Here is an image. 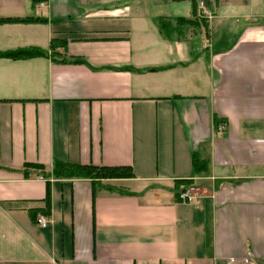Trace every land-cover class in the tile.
<instances>
[{"label":"crops","instance_id":"obj_1","mask_svg":"<svg viewBox=\"0 0 264 264\" xmlns=\"http://www.w3.org/2000/svg\"><path fill=\"white\" fill-rule=\"evenodd\" d=\"M188 2L0 0L36 20L0 22V53L45 52L0 57V264H264V0ZM55 160L133 178L49 179L41 228L46 179L23 168Z\"/></svg>","mask_w":264,"mask_h":264},{"label":"trees","instance_id":"obj_2","mask_svg":"<svg viewBox=\"0 0 264 264\" xmlns=\"http://www.w3.org/2000/svg\"><path fill=\"white\" fill-rule=\"evenodd\" d=\"M33 3L36 0H32ZM194 4V14L196 15V3ZM36 21L32 18L25 19H0V22L4 23H15V22H33ZM182 23L180 20H176L175 24L169 23V21L161 19L159 21V30L165 35L168 36L171 32H173L176 28L175 25ZM52 47V44H51ZM45 55L44 51L39 49H20L11 52H3L0 53V57H7L10 59H28L36 56ZM56 61V60H55ZM61 62L69 63V64H80L87 65L83 58L75 57L68 60H62ZM112 70H126L127 67L120 68H110ZM216 121V118L214 119ZM192 165L195 173L199 172V169L202 167V163L198 161L194 156L192 158ZM24 177L28 178L30 175L29 170L35 171L36 174L46 179L45 182V195L43 198V209L42 210H30L28 212L29 217L35 221L36 216L41 214L46 218L50 217L51 212V204H50V183L49 179H87L91 182L92 186V194L94 195V190L96 187L100 186V182L103 180H112V179H131L133 178V173L129 167H106V166H93V165H79V164H71L67 162H61L58 160L53 161L52 169L49 173H45L44 167L39 164H25L24 165ZM191 183L190 180H181L175 182L176 186L184 185L188 186ZM177 195V191L175 192Z\"/></svg>","mask_w":264,"mask_h":264},{"label":"built area","instance_id":"obj_3","mask_svg":"<svg viewBox=\"0 0 264 264\" xmlns=\"http://www.w3.org/2000/svg\"><path fill=\"white\" fill-rule=\"evenodd\" d=\"M196 2V14L201 17L205 15L204 13V8H205V0H195ZM177 201L182 202L185 204H189L195 201L196 199V194L194 193V188L189 186L186 188L179 189L176 195ZM35 222L37 225H39L41 228H46L49 224L48 219L41 215L38 214L36 216Z\"/></svg>","mask_w":264,"mask_h":264},{"label":"rangeland","instance_id":"obj_4","mask_svg":"<svg viewBox=\"0 0 264 264\" xmlns=\"http://www.w3.org/2000/svg\"><path fill=\"white\" fill-rule=\"evenodd\" d=\"M214 2H215V0H205V8L206 9H210V10H212V9H214ZM231 2H239V0H231ZM181 12L182 13H186V14H184V16H190V10H192V8H193V2H192V0H189V2L186 4V5H184V4H182L181 5ZM259 9H260V7H259ZM29 11L31 12V13H34V7H32V6H29ZM188 12H189V14H188ZM242 12V11H241ZM240 12V13H241ZM199 17V16H198ZM242 17V16H241ZM240 17V18H241ZM240 22H243V21H240ZM240 22H238V23H235V25L236 26H238V25H241L242 23H240ZM201 29V30H200ZM200 30V31H199ZM199 30L197 31V35H196V39H197V41H198V45H199V41H201V42H204L205 43V45H207L208 43H209V40H208V37H207V32H206V28L204 27V26H201L200 28H199ZM230 39V38H229ZM232 40V39H231ZM226 41V40H225ZM196 42V41H195Z\"/></svg>","mask_w":264,"mask_h":264}]
</instances>
